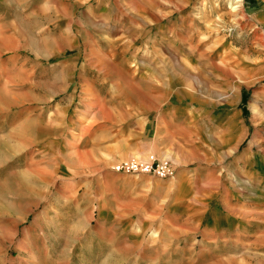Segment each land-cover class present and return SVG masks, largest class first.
I'll list each match as a JSON object with an SVG mask.
<instances>
[{"label":"rangeland","instance_id":"374dc122","mask_svg":"<svg viewBox=\"0 0 264 264\" xmlns=\"http://www.w3.org/2000/svg\"><path fill=\"white\" fill-rule=\"evenodd\" d=\"M235 1L0 0V264H264V23Z\"/></svg>","mask_w":264,"mask_h":264},{"label":"built area","instance_id":"2783aa9c","mask_svg":"<svg viewBox=\"0 0 264 264\" xmlns=\"http://www.w3.org/2000/svg\"><path fill=\"white\" fill-rule=\"evenodd\" d=\"M167 162L162 160L159 163H154L151 160L138 162L134 159H126L125 161H120L115 163L112 168L116 172H128L136 174H153L157 177H166L169 175V168L167 167Z\"/></svg>","mask_w":264,"mask_h":264},{"label":"crops","instance_id":"0c3cea01","mask_svg":"<svg viewBox=\"0 0 264 264\" xmlns=\"http://www.w3.org/2000/svg\"><path fill=\"white\" fill-rule=\"evenodd\" d=\"M242 9L248 14H254L256 18V23L257 24L261 23L260 25H263L264 23V0H243ZM176 159L178 160V157Z\"/></svg>","mask_w":264,"mask_h":264},{"label":"bare ground","instance_id":"6f19581e","mask_svg":"<svg viewBox=\"0 0 264 264\" xmlns=\"http://www.w3.org/2000/svg\"><path fill=\"white\" fill-rule=\"evenodd\" d=\"M241 1H243V0H236L235 3H238V4L240 3V5H241ZM240 5H238V6H240ZM252 111H254V107H252ZM73 154L76 156L77 159L81 158V156L80 157L78 156V152L75 151V153L73 152ZM150 235L152 236V238H156L157 237V232L153 231V232H151Z\"/></svg>","mask_w":264,"mask_h":264}]
</instances>
